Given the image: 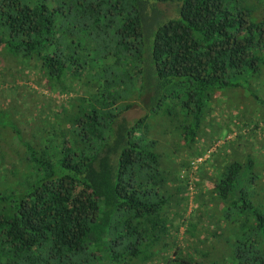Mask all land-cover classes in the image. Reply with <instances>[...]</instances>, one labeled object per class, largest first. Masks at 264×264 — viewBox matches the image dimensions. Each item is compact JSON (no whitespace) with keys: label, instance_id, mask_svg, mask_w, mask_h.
I'll list each match as a JSON object with an SVG mask.
<instances>
[{"label":"trees","instance_id":"obj_1","mask_svg":"<svg viewBox=\"0 0 264 264\" xmlns=\"http://www.w3.org/2000/svg\"><path fill=\"white\" fill-rule=\"evenodd\" d=\"M0 264H264V0H0Z\"/></svg>","mask_w":264,"mask_h":264},{"label":"rangeland","instance_id":"obj_2","mask_svg":"<svg viewBox=\"0 0 264 264\" xmlns=\"http://www.w3.org/2000/svg\"><path fill=\"white\" fill-rule=\"evenodd\" d=\"M141 109L140 108H136V109H134V110H132V111H130L129 113H128V117L130 118V119H133V118H136V117H138L140 114H141Z\"/></svg>","mask_w":264,"mask_h":264}]
</instances>
